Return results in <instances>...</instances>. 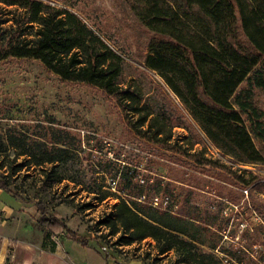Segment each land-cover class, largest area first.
<instances>
[{
  "label": "rangeland",
  "instance_id": "1",
  "mask_svg": "<svg viewBox=\"0 0 264 264\" xmlns=\"http://www.w3.org/2000/svg\"><path fill=\"white\" fill-rule=\"evenodd\" d=\"M14 1L0 0V35L20 28L24 11ZM41 1L75 13L122 58L121 86L139 90L151 115L138 126L139 113H131L132 126L99 89L62 81L35 59L1 60L0 180L24 204L0 213V264H43L53 251L76 264L91 253L103 264H187L175 250L159 254L152 238L119 245V233L108 235L100 223L122 200L147 206L135 199L142 193L169 195L175 209L165 221L184 225L199 250L222 264H264V143L254 138L260 155L255 163L208 144L179 99L144 64L156 36L141 24L131 0ZM34 28L22 37L32 38ZM243 40L239 34L244 45ZM254 102L264 111L263 91L255 90ZM157 126L170 134L167 142L152 139ZM47 157L55 160L43 162ZM110 180L117 181L115 189ZM37 201L88 244L58 237V228L45 233L37 222ZM228 204L236 209L227 217L221 210ZM155 210L150 214L157 217ZM242 221L245 229L239 228Z\"/></svg>",
  "mask_w": 264,
  "mask_h": 264
},
{
  "label": "trees",
  "instance_id": "2",
  "mask_svg": "<svg viewBox=\"0 0 264 264\" xmlns=\"http://www.w3.org/2000/svg\"><path fill=\"white\" fill-rule=\"evenodd\" d=\"M12 3L24 12L20 28L0 35V61L38 60L62 81L86 84L112 97L130 125L142 126L148 120L151 112L142 104V93L120 84L122 58L79 16L41 0ZM131 7L156 36L148 43L146 67L163 79L222 153L239 162H257L260 155L254 138L264 143V111L254 102L255 90L264 92V0H131ZM4 21L0 8V25ZM28 28H34L33 37H22ZM131 113H139L134 124ZM155 121L150 119V127H155ZM164 134L157 126L152 139L165 143L170 134ZM9 187L0 180L1 189L22 200ZM35 207L45 233L58 228V237L88 244L57 214H49L43 201ZM150 210L148 205L122 200L100 223L109 229L108 235L119 233V245L152 238L159 254L175 250L187 264H222L213 253L199 250L196 236L184 225L165 221L170 213L156 209V217Z\"/></svg>",
  "mask_w": 264,
  "mask_h": 264
},
{
  "label": "crops",
  "instance_id": "3",
  "mask_svg": "<svg viewBox=\"0 0 264 264\" xmlns=\"http://www.w3.org/2000/svg\"><path fill=\"white\" fill-rule=\"evenodd\" d=\"M24 202L21 199L15 198L12 194L0 188V213H8L13 212V209L19 210L22 209ZM91 257L85 260V262H81L79 264H103V261L96 254L91 253ZM43 264H76L73 261L68 259V255L66 257L55 253H47L43 258Z\"/></svg>",
  "mask_w": 264,
  "mask_h": 264
},
{
  "label": "built area",
  "instance_id": "4",
  "mask_svg": "<svg viewBox=\"0 0 264 264\" xmlns=\"http://www.w3.org/2000/svg\"><path fill=\"white\" fill-rule=\"evenodd\" d=\"M207 138V137H206ZM207 140V142H208V144L210 145V146H212V147H214L213 146V143L207 138L206 139ZM110 186L113 188V189H115V187L117 186L116 184H117V181H115V180H110ZM243 193L245 194V195H247L248 194V189L247 188H245L244 190H243ZM136 199V201L137 202H140V203H144V204H146V205H148V206H150V207H153V208H155V209H157V210H160V211H163V212H167V213H170V214H174V209H175V206L173 205V203H172V199L170 198V196L169 195H166V194H164V195H156V194H154V195H150V196H148L147 194H145V193H142V194H140L137 198H135ZM226 203H228V202H226ZM228 205H230V206H225L224 208H222V210H221V214L222 215H225V216H229L228 214L230 213V212H232L234 209H236V206H233V205H231V204H228ZM216 206L215 205H213L211 208H215ZM230 218L231 219H234V218H232L231 216H230ZM239 228H241V229H245L246 227H247V225L242 221V222H240L239 223ZM227 234V233H226ZM224 235L225 236V238L227 237V235ZM228 234H229V232H228ZM230 237L231 238H233V237H235V235L233 236L232 234H230Z\"/></svg>",
  "mask_w": 264,
  "mask_h": 264
}]
</instances>
